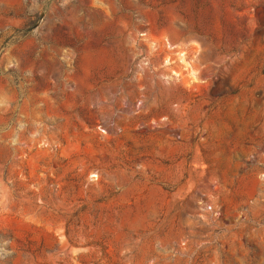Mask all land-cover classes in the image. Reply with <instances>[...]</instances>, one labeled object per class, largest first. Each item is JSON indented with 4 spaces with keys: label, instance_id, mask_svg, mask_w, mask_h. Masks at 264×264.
Listing matches in <instances>:
<instances>
[{
    "label": "rangeland",
    "instance_id": "1",
    "mask_svg": "<svg viewBox=\"0 0 264 264\" xmlns=\"http://www.w3.org/2000/svg\"><path fill=\"white\" fill-rule=\"evenodd\" d=\"M0 264H264V0H0Z\"/></svg>",
    "mask_w": 264,
    "mask_h": 264
}]
</instances>
